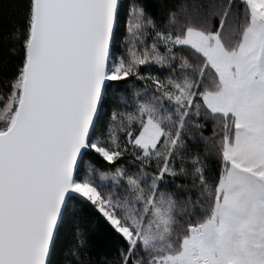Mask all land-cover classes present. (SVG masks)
<instances>
[{"label": "snow or ice", "instance_id": "obj_1", "mask_svg": "<svg viewBox=\"0 0 264 264\" xmlns=\"http://www.w3.org/2000/svg\"><path fill=\"white\" fill-rule=\"evenodd\" d=\"M0 264H264V0H0Z\"/></svg>", "mask_w": 264, "mask_h": 264}, {"label": "trees", "instance_id": "obj_2", "mask_svg": "<svg viewBox=\"0 0 264 264\" xmlns=\"http://www.w3.org/2000/svg\"><path fill=\"white\" fill-rule=\"evenodd\" d=\"M98 231H99V229H98Z\"/></svg>", "mask_w": 264, "mask_h": 264}]
</instances>
